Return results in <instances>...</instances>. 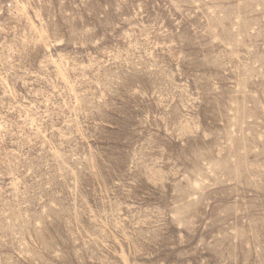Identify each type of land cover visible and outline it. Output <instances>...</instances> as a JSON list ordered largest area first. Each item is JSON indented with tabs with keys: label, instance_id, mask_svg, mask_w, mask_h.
Masks as SVG:
<instances>
[{
	"label": "rangeland",
	"instance_id": "1",
	"mask_svg": "<svg viewBox=\"0 0 264 264\" xmlns=\"http://www.w3.org/2000/svg\"><path fill=\"white\" fill-rule=\"evenodd\" d=\"M0 264H264V0H0Z\"/></svg>",
	"mask_w": 264,
	"mask_h": 264
}]
</instances>
